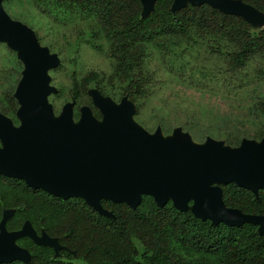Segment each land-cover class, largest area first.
Returning a JSON list of instances; mask_svg holds the SVG:
<instances>
[{
	"label": "water",
	"instance_id": "obj_1",
	"mask_svg": "<svg viewBox=\"0 0 264 264\" xmlns=\"http://www.w3.org/2000/svg\"><path fill=\"white\" fill-rule=\"evenodd\" d=\"M137 1L142 17L154 10L156 0ZM187 5H208L251 26L264 22L263 13L241 0H172L171 11ZM0 43L23 64L13 95L19 126L13 128L5 120L8 129L0 132V175L63 200L79 198L106 218L114 215L103 208L102 200L136 209L142 197L149 196L159 208L170 202L177 211L190 212L214 226L250 224L264 234V215L226 207L222 190L235 184L257 196L264 189V136L228 147L211 138L195 143L180 128L167 137L160 127L149 133L134 121L135 105L127 96L116 103L98 90L88 95L101 119L83 106L75 121L74 102L56 115L49 97L57 89L49 73L60 66V59L40 45L31 28L10 18L2 0ZM12 214L13 210H5L0 221V264L30 261L29 251L16 244L21 238L51 248L55 257L60 250L68 251L44 231L37 235L28 221L20 230L8 232L5 224Z\"/></svg>",
	"mask_w": 264,
	"mask_h": 264
},
{
	"label": "trees",
	"instance_id": "obj_2",
	"mask_svg": "<svg viewBox=\"0 0 264 264\" xmlns=\"http://www.w3.org/2000/svg\"><path fill=\"white\" fill-rule=\"evenodd\" d=\"M33 1L69 15L95 19L97 26L89 33V43L98 51L103 43L108 46L114 71L105 86L98 73L85 81L96 83L104 96H115L116 92L127 96L137 108L143 97L153 93L156 69L145 66V62H150L155 52L168 64H180L177 70L170 64L168 71L181 82V72L193 60L192 53H196L194 60L201 58L194 69L219 71L216 74L246 87L264 82V29L254 30L242 18L208 5H187L172 12V0H156L154 10L142 17L137 0ZM241 1L264 14V0ZM209 76L212 83L213 76ZM246 79L250 80L245 83ZM187 82L196 88L208 86L204 77L197 83L189 77ZM110 83L113 87L106 89ZM73 86L76 100L80 92L77 83ZM5 99L14 103L12 97ZM256 100L264 114V98ZM222 190L226 207L264 215V189L257 196L235 184ZM26 191L20 194L26 195L27 203H0V218L3 210H14L8 229H19L28 221L38 233L44 231L57 238L68 251L62 250L55 258L51 248L24 238L20 245L31 253V260L11 264H264V234L260 235L255 225L214 226L190 212L177 211L170 202L159 208L149 196H143L136 209L102 200L103 208L113 213L112 219L100 216L79 198L63 200L42 190Z\"/></svg>",
	"mask_w": 264,
	"mask_h": 264
},
{
	"label": "rangeland",
	"instance_id": "obj_3",
	"mask_svg": "<svg viewBox=\"0 0 264 264\" xmlns=\"http://www.w3.org/2000/svg\"><path fill=\"white\" fill-rule=\"evenodd\" d=\"M2 4L11 19L31 28L40 44L59 57L60 66L50 71L51 85L57 92L49 100L56 115L66 103L74 102V119L77 121L80 108L91 106L88 92L98 90L96 83H87L85 79L92 73H98L99 79L103 80L102 85L105 86L114 71V60L108 46L103 43L102 50L98 51L89 43V33L97 26L95 19L91 20L77 13L69 15L33 0H2ZM252 27L254 30L264 29V22ZM192 57L193 60L187 62L189 64H185L181 72L183 82L168 71L170 64L177 70L180 66L178 62L168 64L157 52L150 62H145V66L156 69L152 82L153 93L143 97L138 108L134 103V121L149 133H154L160 127L164 137L172 135L175 129L180 128L198 144L211 138L225 146L237 147L243 139L261 140L264 136V114L260 113L263 106L256 98H264V82L246 87L224 75L216 74L219 71L194 69L201 62V58L199 56L194 60L196 53H192ZM21 69L15 53L0 46V91L4 86L9 88L16 85ZM209 74L213 76L212 83L209 81ZM252 74L248 73L249 76ZM245 75L246 72L242 73V77ZM189 77H194L195 83L204 77L207 80L205 85L208 86L196 88L187 82ZM74 83H77L80 92L76 100L73 98ZM111 87L112 83L106 89ZM107 97L119 102L125 96L116 92L115 96Z\"/></svg>",
	"mask_w": 264,
	"mask_h": 264
},
{
	"label": "flooded vegetation",
	"instance_id": "obj_4",
	"mask_svg": "<svg viewBox=\"0 0 264 264\" xmlns=\"http://www.w3.org/2000/svg\"><path fill=\"white\" fill-rule=\"evenodd\" d=\"M38 38V37H37ZM38 41L40 43V40L38 38ZM41 45V44H40ZM0 46H3L8 52L10 53H15L14 51H12L11 49H9L5 44H1L0 43ZM42 46V45H41ZM44 47V46H43ZM49 49V48H48ZM15 57L17 58L16 56V53H15ZM18 59V58H17ZM19 63L21 64L22 66V69L20 71V74H19V77H18V80L16 81V85L13 89V86L14 85H11L9 88L8 86H4L1 91H0V132L2 131V129L4 128L5 130H7V126L5 125V120H7L11 126L14 128L18 127L19 126V120L17 119V110H18V104L14 98V92H15V89L21 79V76H22V71H23V64L21 63V61L18 59ZM50 74V73H49ZM1 80V79H0ZM5 84L8 85V82L5 81ZM8 96V97H12L13 100H14V103H7L6 102V99L5 97ZM104 96V95H103ZM107 97V96H105ZM123 98V97H122ZM121 98V99H122ZM91 99V97H90ZM112 99V98H111ZM121 99L119 100V102L121 101ZM113 100V99H112ZM10 101V100H9ZM114 102H116L115 100H113ZM119 102H116V103H119ZM83 107V106H82ZM91 108L92 110V113L93 115L98 118V119H101V114L99 113V111L92 105V100H91V106H88ZM97 114V115H96ZM99 115V116H98ZM0 147H1V141H0ZM23 183V185L25 186V188L27 189H33V188H30L28 187L22 180L20 179H15V178H8V177H4L2 175H0V183L3 184V186L0 188V203H27V200H26V195L24 197L21 196L20 192H27L24 187H22L21 183ZM15 190H17V193H15ZM33 190H37V189H33ZM24 193V194H25ZM13 194L16 196V197H13ZM5 210L2 211V214H1V218H0V221L2 219V216H3V212ZM14 215V210H13V214L12 216ZM12 216L7 220L6 224H5V228L8 232H14V231H18L21 229V227L23 226V224L26 222H24L21 227L19 229H8L7 227V223L8 221L12 218ZM30 223V222H29ZM33 227V226H32ZM33 229L35 230V228L33 227ZM36 231V230H35ZM37 235H40V233H38L36 231ZM24 239V238H21V239H18L16 241V244L18 246H20L21 248H24L20 245V241ZM25 239H28L30 240L29 238H25ZM32 243H34L32 240H30ZM35 244V243H34ZM37 246V245H36ZM26 249V248H24ZM27 250V249H26ZM62 250L59 251V254L57 257H60V252ZM30 253V252H29ZM31 255V253H30ZM54 257H55V254H54ZM55 257V258H57ZM31 260V259H30ZM15 262H19V261H15Z\"/></svg>",
	"mask_w": 264,
	"mask_h": 264
}]
</instances>
